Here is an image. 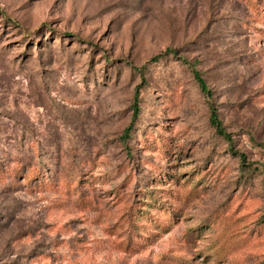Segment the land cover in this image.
Segmentation results:
<instances>
[{"label": "rangeland", "instance_id": "1", "mask_svg": "<svg viewBox=\"0 0 264 264\" xmlns=\"http://www.w3.org/2000/svg\"><path fill=\"white\" fill-rule=\"evenodd\" d=\"M0 264H264V0H0Z\"/></svg>", "mask_w": 264, "mask_h": 264}, {"label": "trees", "instance_id": "2", "mask_svg": "<svg viewBox=\"0 0 264 264\" xmlns=\"http://www.w3.org/2000/svg\"><path fill=\"white\" fill-rule=\"evenodd\" d=\"M157 59V58H155ZM187 66L190 68L192 76L194 81L196 82L200 92L204 97L206 98H211V94L205 84V82L202 80L200 74L193 69V67L186 63ZM139 113V105H138V93L136 92L134 99H133V105H132V120L134 121ZM209 124L210 126L215 130L216 134L224 139L226 142L231 143V138L230 136L225 132V129L223 128L216 110L210 106L209 108ZM132 127V125H131ZM131 127H128L127 129L124 130L123 132V139L127 138L129 136V133L131 132ZM241 161H243L244 157L240 156Z\"/></svg>", "mask_w": 264, "mask_h": 264}]
</instances>
